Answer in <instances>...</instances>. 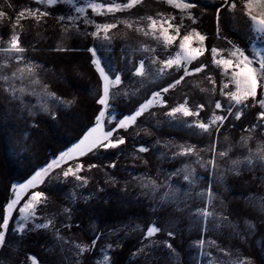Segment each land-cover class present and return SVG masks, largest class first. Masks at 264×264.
Returning <instances> with one entry per match:
<instances>
[{"label": "rangeland", "instance_id": "obj_1", "mask_svg": "<svg viewBox=\"0 0 264 264\" xmlns=\"http://www.w3.org/2000/svg\"><path fill=\"white\" fill-rule=\"evenodd\" d=\"M127 2L58 0L48 5L37 0H0V12L5 14L0 17V49L8 48L13 33L18 34L24 49L22 53L0 51V76L9 77L0 79V85L27 106L30 114L53 115L69 105L56 95H48L53 94L49 80L59 74L32 61L29 55L37 49V42L46 43L54 51H86L100 79L97 100L104 95L105 80L94 59L109 81L120 78L119 83L109 84L107 106L98 103L100 110L92 127L24 182L13 185L8 204L13 200L16 203L7 213L8 204L4 209L3 216H9V223L6 229L0 228L5 232L0 264H110L114 252L129 239L134 242L130 255L133 264H264V120L258 118L264 112L259 103L264 100V83L255 99L249 97L236 105L223 94L236 90L230 82L236 69H228L225 75L224 69L213 62L211 52L212 48L222 50L216 57L221 59L229 58L234 46L250 58L264 51V37L257 39L250 30L245 0H185L195 5L188 9L166 0H140L130 9L114 12H107L106 7L94 12L89 7L92 3L108 6ZM233 2L236 8L230 10ZM77 7L84 11L76 12ZM37 9L49 15L38 21L29 15ZM69 16L73 17L71 21ZM148 17L157 21L153 28ZM165 21L174 27L169 28ZM105 24L116 25L107 32L109 39L103 31L92 35L98 31L97 25ZM175 26H180L178 36ZM193 29L206 39L200 45L193 38L191 46L206 51L187 64L191 74L184 76V67L175 66L159 73L161 61L174 58L180 51V39ZM164 35L176 39L166 46ZM24 37L29 42L23 41ZM141 64L145 74L136 75ZM27 65L34 67L33 75H12ZM201 65L206 67L195 72ZM181 76L184 79L178 85L162 91ZM225 83L229 84L227 89ZM157 92L163 106L154 102L134 123L118 127L119 120L134 115ZM185 101L199 115H167ZM217 102L220 109L215 107ZM101 111L105 112L101 130L112 131L109 140L122 138L125 142L107 149L97 146L83 155L71 153L61 159L97 126ZM237 112L241 113L239 119ZM213 114L227 119L207 132L194 126L196 121L208 123ZM140 147L147 151L140 152ZM189 147L193 153L181 154ZM53 161L57 165L48 169ZM77 165L82 166L79 172L63 176L64 171L75 170ZM45 169L47 174L34 187H21ZM76 175L82 179L77 180ZM35 192L43 194L42 202L35 206L34 216L25 221L19 209ZM102 206H111L117 220L99 223L96 215L103 212ZM134 208L143 210L145 216L134 214ZM204 212L210 215L205 217ZM43 224L48 227H37ZM21 225L23 230H18ZM153 226L160 231L149 236L148 229Z\"/></svg>", "mask_w": 264, "mask_h": 264}, {"label": "trees", "instance_id": "obj_2", "mask_svg": "<svg viewBox=\"0 0 264 264\" xmlns=\"http://www.w3.org/2000/svg\"><path fill=\"white\" fill-rule=\"evenodd\" d=\"M35 46L37 49L30 53V58L59 74L61 78L49 80L48 87L69 105L53 115L30 114L27 106L0 85V220L12 198L13 185L24 182L51 157L78 141L92 127L100 110L97 100L100 79L86 51L81 48L54 51L41 41ZM101 208L103 212L96 215L99 223L117 220L111 206ZM133 211L141 218L146 214L140 208ZM133 244L132 240H126L114 252L110 264H133L130 260Z\"/></svg>", "mask_w": 264, "mask_h": 264}, {"label": "snow or ice", "instance_id": "obj_3", "mask_svg": "<svg viewBox=\"0 0 264 264\" xmlns=\"http://www.w3.org/2000/svg\"><path fill=\"white\" fill-rule=\"evenodd\" d=\"M38 3L48 4L52 5L58 0H37ZM72 0H69V3H71ZM167 3H169L172 6L181 8V9H188L191 7H195V5L185 2V0H166ZM227 3V0H225ZM140 3V0H128L125 4H116L113 3L108 6L104 5H98L96 3H92L89 5V7L95 12L98 8L106 7L107 12H114V11H121L125 9H130L134 7L136 4ZM230 10L236 8V4L233 2L229 5ZM245 8V15L249 17V20L251 21L250 24V30L256 34V38L260 39L264 37V0H245L244 3ZM76 12H83L84 9L81 7H77L75 9ZM219 13V9L217 10ZM254 12H257V14H253ZM38 13V15H37ZM102 14V13H101ZM5 14L0 12V17H3ZM24 15L23 12L19 14L20 17ZM29 15L36 18L39 21L40 17H43L45 15H49L47 12L39 11V9L30 11ZM189 18H192L191 16ZM19 19V17H18ZM60 19H65V17H60ZM69 21L73 19V17L69 16L67 17ZM148 19L151 21V24L149 25L150 28H153L155 24L157 23L156 20L152 19V17H148ZM193 19V23H195V19ZM165 23H168V27L172 28L174 27L170 22L165 21ZM217 25L219 26V15L217 16ZM15 26V25H14ZM116 27L115 24H105V25H97V32L92 33V35L96 36L98 35L99 31H103L105 33V39H109L107 36V32ZM130 27V25H129ZM175 30L177 33V36L179 35L180 26H175ZM167 30H164L166 32ZM217 31L219 32V27L217 28ZM147 34V33H146ZM164 34V33H162ZM193 38L197 39V43L202 45L203 41L206 39V37L199 32H196L195 29H193L188 34L184 35L180 39L179 48L180 51L177 52L176 56L174 58H169L165 61H161V64L163 65L161 68L158 69V72L163 74L166 69H170L173 66L179 68L184 67V76L190 75L191 72L187 68V64L191 63L192 61L198 59L199 56L203 55L204 51H206L205 48L198 46V47H192L191 42ZM176 39L175 36L172 35H164V43L166 46L171 45L174 40ZM8 48L6 49H0V51H3L5 53H22L24 52V49L20 46L19 43V36L16 33H13L11 35V38L8 42ZM89 51H93L92 49H89ZM222 50H218L216 48H212L211 52L213 53V62L217 64V66L222 67L224 69L225 75L228 74V69L234 68L236 69L231 73V83H234L235 85V91H228L224 92L223 94L226 95L231 101H234L236 105L242 104L244 101H246L249 97H252L253 99L256 98L257 95V89L261 86L262 83H264V51H258L253 54V56L250 58L248 55L245 54L243 50L240 48L234 46L232 50L229 51V58H221L216 59L217 55ZM93 56H95V52H93ZM232 58H235L233 60ZM18 60H22V57H17ZM93 63L96 65L98 70L100 71L101 77L105 80L104 85V95L98 100V103L102 105L107 106V100L109 97V84L110 83H119L120 78L119 76L116 77L115 81H109L108 77L105 75L103 69L100 67V62L96 59L93 60ZM258 64V67L255 65ZM206 67L205 65H201L199 68L194 69L195 72H200ZM35 72V69L31 65H27L25 68H18L17 72H14L12 75L16 76L17 73L20 74L21 77H23L25 74L27 75H33ZM136 75H144V66L141 64L136 69ZM184 76H181L180 79L176 80L173 84H170L168 87L162 89L163 92H167L169 88L175 87L178 85L183 79ZM0 79L7 80L9 77L7 76H0ZM33 83H39L38 80H33ZM229 87L228 83L224 84V88L227 89ZM223 92V90H222ZM48 95H54V94H48ZM160 93H154L153 94V100H149L146 104L142 105L140 110H138L134 115L125 117L124 119L119 120L118 127L125 128L129 123H134L136 118L140 116L144 111L148 109L149 106H151L154 102H158L163 106V101L160 99ZM262 108H264V100L259 101ZM199 109L203 108V105L197 106ZM215 107L217 109H220L222 106L219 102L216 103ZM229 113H232V109H228ZM177 113L182 114L185 117L193 116V115H199V112L192 111L187 106V101L185 103L179 104L176 107L171 108V110L167 113L169 116H175ZM105 112L101 111L99 113V116L97 117V126L91 130L88 136L84 138L78 144L74 149L70 150L69 153H65L62 155L61 159H64L65 157H68L71 155V153H79L80 155L84 154V151H91L93 148H96L97 146L103 147L105 149L109 147H116L119 144H123L125 141L121 138L116 141H111L109 138L113 135L112 131L104 132L101 130L100 127V121L101 118L104 117ZM241 113L237 112L235 113V116L237 119L240 118ZM259 119L264 120V112L259 113L258 115ZM227 117L220 116L213 114L210 118V121L208 123L202 122V121H196L194 126L200 128L201 130L207 132L209 131L210 127L213 125H216L219 121L222 123ZM218 130V128H217ZM140 152L147 151L146 148L140 147L138 149ZM194 152V149L189 147L182 151L181 154H191ZM221 156L225 155V153H220ZM261 159H264V156H261ZM209 163L213 164L215 166L214 161H209ZM234 163H237L234 161ZM249 163H251V160H249ZM54 165H57V161H53V164H50L48 166V169L53 168ZM80 165H77L76 169L73 170L69 168L68 170L63 172L64 177H68L69 175H75L77 172L81 170ZM90 167H95V165H91ZM48 169L43 170L42 172L37 173L31 180L28 181L26 185H23L21 187H34L36 182L39 180V178L43 175H46L48 172ZM76 179L80 180L82 177L76 175ZM185 179H189L188 176H185ZM43 194L40 192H35L32 194L30 200L24 205V207L20 208L19 211L22 215V218L27 221L30 217L34 216L35 214V206L42 202ZM16 203L15 200L11 201L5 210L7 213L8 209H11L13 205ZM203 215L207 217L210 215L208 212H204ZM9 223V216L5 214L3 216V222L0 224V228L7 227ZM37 227H48L47 224L43 225H37ZM18 230H23V226L21 225ZM160 231V229L156 228L155 226L148 229V235L152 236L156 232ZM169 235H172V233H169ZM5 241V232L0 231V247L3 246ZM203 241H201V244ZM171 247V245H168ZM79 247V246H78ZM81 251H84L83 248H81ZM107 259V258H106Z\"/></svg>", "mask_w": 264, "mask_h": 264}]
</instances>
